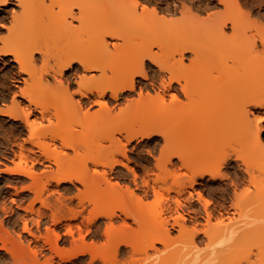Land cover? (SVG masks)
Wrapping results in <instances>:
<instances>
[{"label":"bare ground","instance_id":"bare-ground-1","mask_svg":"<svg viewBox=\"0 0 264 264\" xmlns=\"http://www.w3.org/2000/svg\"><path fill=\"white\" fill-rule=\"evenodd\" d=\"M33 1L36 0H0V11H3L4 13L5 11L8 12V10L6 9L11 4H15L20 7V9H22L20 11H22L23 14L30 9ZM163 1L165 2H154V0H59V10H53L46 13V17L49 20L50 24L53 25L55 31L60 34L86 32L89 37L88 41L93 49V53H91V55L87 57L73 55L71 57H68L67 59L62 58L57 66L52 68L49 72V74L51 73L52 75L49 76L54 79L53 81L56 82V86L60 88L61 92L67 96L63 97L62 101L59 104L60 106L55 109L56 112L53 114L58 116L63 111L68 110L71 117L69 119L70 123L75 124L88 122L90 124L79 135L66 134L65 132L59 131L55 132L54 130L45 132L51 134V139H60L62 141L60 144L62 145V148H65V150L58 149L59 147L56 145L55 148H52L51 145H48V143L46 145L43 144L44 146L42 145V143H40L42 146L40 147V149L37 148V150L31 145V147L27 145L29 142L34 143L33 139L36 137V135H38L39 132L43 131L42 129L44 127V124L42 121L48 119L51 122V119L53 117L50 109L44 107L37 99L33 97L31 93H29L28 90L30 88L29 86H34L33 83L35 84V82H37L38 85L45 84L44 80L46 79V76H44L43 74L39 75L36 71H33L32 68L26 66V64L23 63V58L26 54V52L23 51L24 49H26V47H31L30 49L28 48L29 52L27 53L28 55L26 57H28L29 60L31 59L32 61H34L36 53L44 52L42 45L39 41L30 40V37L22 38V36L26 35L20 36L21 38L17 37V39L13 37L14 40L8 37L4 38V36L0 37V42L4 43V46L1 45L3 47L0 46V59H3L5 57L9 58V56H12V58H10V61L18 62L20 63L18 65L21 66L18 67L19 69L17 68L18 70L16 72L13 69L14 71H12L11 74L13 82L16 83V87L17 83L20 82H24L25 84H27L26 87H20V83V85L17 87L19 88L18 91L15 90L12 93L13 96L11 99V104L3 106L4 104L0 101V116H7L12 120L20 121L22 123L21 125L28 130L30 137L29 139L28 137H24L22 141H18L19 139L13 141L8 138L9 142L6 141L7 143H5L4 145H0V157L2 158V160H0V164L7 167H5V170H3L4 174H1L0 171V186L3 185L2 187H0V194H3L7 189H14L13 192H15V194L19 196L20 199L29 200L31 199L30 193H34V197L31 199V201L29 200V202L27 200L29 204L26 208H24L26 206H24L23 204L24 201L20 204H23L24 206L22 210H25L31 215L35 213V215L37 214L36 216H38L36 217V219L32 216V222L33 220H35L37 224L35 225L37 226L38 231H40L39 233L37 232L38 234L35 232L34 228H30L27 219L29 217V214L27 213V220L24 216V221L26 222H24L23 224L24 231L32 236L34 240L38 241L41 240L42 236H44L42 235L43 232L41 233V225L44 222V214H42L39 210L37 212L36 205L37 202H44V196L46 193H49L50 195V193L55 194L56 192H59L58 189L55 190L56 186L58 188L66 183H75V181L82 184V186H88L89 183L92 182L100 186L113 184L114 186H117L118 188L123 189L128 193H136V189H140L141 185L139 186L137 184V178L139 176L138 172L129 163L132 161V158L129 155L131 151L129 149V144H132L133 141H137L139 143L145 139H153L157 135L167 137V135L170 133V130L175 132L178 131L180 123L176 118L174 125L170 129L162 130L156 127L155 119L143 118L142 116L140 119V124H142L140 129L128 130L125 133H123L121 130L112 131L109 129L107 119L108 115L113 109V106H111V104H114L116 102L117 105L119 104L120 106V101L126 100V108H131L132 103H134L135 101L136 104L153 103L157 106L158 109L168 108L170 106L185 107L190 101L189 83H183L182 75L176 73L182 68H187L185 62L187 58L186 55L188 53H191L190 55L193 56L191 58V63L198 64L199 61L204 62V59L210 57L209 54L211 53H208L209 51L206 50L208 46L215 45L216 47V45L219 44L221 45L219 46V48H224L225 46H228L231 43H235L237 41L242 45V48L239 51L235 52V49H238V47L241 46H236L235 48V45L232 44L231 46L234 45L233 48H235L234 52L231 51L230 55H228L229 53H226V55L223 54L227 56V58L224 61L221 60L222 66L219 68L220 71L219 75L217 76V80L222 81V83L223 81L240 82L242 83V86H232L221 91V93H219L217 96V105L213 109L212 116L203 121L199 125L198 130L201 133L210 131L213 127L212 125L214 119L222 121H233L237 119V121L230 127L221 128V132L218 135H221V137L225 139L229 134L230 129H245L246 134L238 138L235 141V144L241 147L242 152L254 148L257 151V158L256 161L252 163L248 159L241 157V155H238V160L232 157L233 160H236V164L232 166L235 167V170L233 169V174H229L227 172H224L223 170L224 167L231 166L230 159H228L229 157L224 158V160L216 166H207L202 168L198 166L193 167L194 165L192 166L187 162L189 156L193 153L192 149L194 150L201 149L207 146H213L215 141H204L203 139H199L192 149L190 147L188 148L187 146L182 147L180 143H175L173 144V147L168 148L167 150L165 149L166 151L164 152L167 160L175 167L174 189L176 191L175 193H177L178 195V199L176 201L179 205H181V201L179 198L184 193V190L187 189V187L193 188L195 190L196 186L202 183L200 182V179H205L208 177V181L215 182L220 179L223 181L229 178L231 185H233L232 187L235 188L237 186H240L241 184L244 185V183H248L247 188L239 195L236 194V190L234 188V194L237 200L236 202L230 204V206H226L221 203H219L218 207L213 206V200L208 198L206 194L201 190L198 192L196 191L197 197H195V194L193 192H190V196L187 200L189 201L188 206L191 213V220L196 224H203L200 221V218H202L204 219L206 226H213L212 230L206 229L204 231V234L210 237L211 243L206 249L200 250L196 254L190 255L189 258L180 260L177 264H264V244L262 245L260 252L258 254H255L256 259L253 260L252 258H255V256L253 257V250L248 240L244 239L240 242H235L238 235L240 236L241 233L243 234L244 232L249 231V229L254 224H264V210L261 213L255 215L251 211V203L245 204V200L249 197V186L252 184L255 185V187L261 189V194H259V196L257 197V202L264 203V114L255 115L253 118H251L250 116L252 114L251 111H253L251 109L252 107H264V101L255 100L252 98L254 93L256 92L255 89L264 84V36L261 37V48H259L257 41L247 34L245 27L239 24L238 14H244L248 11L241 3V0H217V2H215V0H210L205 3L202 0L204 5L202 6L201 4V6H198V3V7L195 8L194 6L193 10L196 9L195 11H197V13L198 11L199 13H201L211 8L210 11L212 13H209V18L213 23V27H211L212 31H206V34H203V36H205L203 42L198 45H194L195 42L193 43L187 40L189 37L185 38V41L181 39V42H176L177 45H175L178 46L176 49L178 51V58L177 55L176 58L174 57L175 60L173 63V67H159L160 73L164 74H159V77L162 76L161 80L159 78L160 82H156L158 85L155 84V82L151 83V85H148L144 80L149 79L151 74L149 72L150 68L148 69L147 66L146 58L151 59V64L153 65H159V63L151 53H149V56H131L132 51L138 45V41L136 40V38L138 36L142 37V35H145L148 37H158L160 39L171 31H176L175 33L178 34L177 29L179 28H164L163 26H161V24L163 23V21L167 20L170 15L172 16L176 12H183L184 16L192 12V7H188L189 5L186 4V2L188 3L191 0H186L185 3L180 2V5H182V7L179 9L174 7V3L176 4V2H168V0ZM162 4L166 6L163 7ZM218 5L224 6L225 10H227L225 12H228L229 10L234 8L236 10V12L234 13H238L237 16L233 14L224 20L215 18L214 16H218L214 14V12L217 10L215 9L212 11V9H214V7H217ZM14 9L16 8H13L12 12L9 10V12L12 13V22L17 25L18 29V26H23V23L26 25V22L24 21L25 18L22 15L21 16L23 18L20 16L21 12L19 13ZM208 12L209 11H207V13ZM223 14L225 13L223 12ZM196 15L197 14L195 13V15L193 16L195 17ZM7 18L8 16L6 14L4 16H1L0 12V29H5L8 27L7 24L11 19H9L8 23H6L7 21L5 22V20H7ZM45 20L46 19H44L43 17H39L37 20L30 19V22H27L28 25L30 24V26L27 25L28 31L29 29L31 31L29 34L34 33L35 35L40 34L41 36L44 34V32L46 33V31L50 32L54 30L49 27L44 28L41 26L42 22ZM229 24L230 28L233 31L230 34L229 32H227ZM15 25L13 28L16 32L19 29L16 30ZM186 25L184 24L181 29L183 27L184 29H188L185 28L187 27ZM21 26L19 28H21ZM9 27L7 28L8 30L12 29V27ZM86 33L83 34L86 35ZM187 33L189 34L188 31ZM120 39H122L123 42H120ZM219 48L217 47L216 52H219ZM207 49H210V47H208ZM176 50H174V54L177 52ZM227 50L221 52L225 53L227 52ZM118 51L122 52V56L118 57L115 60L112 71L114 79L119 80V82L91 83L90 81L95 78L100 71H105L107 59ZM216 55L218 56V54ZM212 56L210 57L212 58V63H210L215 64L219 57L215 58L214 56ZM213 59H215V61ZM205 62L209 61L205 60ZM76 63H78L76 71L74 70L75 72L72 71L70 72V74L68 73L69 75L67 76V72L69 70H72V68L74 69ZM166 72L171 74L169 78L167 77L168 79H166ZM24 74H27L28 77H24ZM138 78H141L142 80H138ZM47 80L46 82H48ZM48 84L51 85L50 81ZM75 86L78 87L75 88ZM135 94L138 95L137 99ZM75 95H78L79 98H77V96L75 98ZM183 96L187 99L186 101L185 99H183ZM115 104L114 107H116ZM124 109L125 108L123 106H120V111H123ZM38 112L41 113L42 121H39L38 117H35L37 116ZM23 127L21 128L23 129ZM119 133L121 135H124V138L126 139L125 142H123L121 136H117ZM8 136L6 135V137ZM69 136L70 138L74 139V141L76 140V138H79V142H82L84 144V146L88 150L87 158L89 159L91 164L94 165V168L91 169L92 166H90V164H85L80 174L70 172L71 164L65 162L63 157L69 154L68 151L66 152V150H68L66 148L74 149L76 144L74 145L75 142H73V140L70 139ZM4 137H2V139ZM1 143L4 142H0V144ZM109 143L112 144L109 145ZM111 145L116 146L115 151L110 149ZM133 148L135 147L133 146ZM116 151H118L117 154L123 157V159L118 158L117 156L119 155L112 156ZM147 154L149 157L154 156V152L150 148L147 149ZM240 159L242 161H239ZM10 162H12L14 166H10ZM37 164L41 166L43 165V169L39 167L42 170L41 172L36 170V168H38ZM117 166L124 167L128 170V172L133 173V176L135 177V179L133 178V181L134 185L136 184V188H134L132 184H122L121 181H119L120 178L119 180H116V178L114 181L112 180V176H110V172L107 169L110 168V170L112 171L116 169ZM182 168L187 169V173L181 174L179 170ZM27 178H30V180H32V183H30V185H17L21 181L24 182V180ZM185 179L186 181L184 182L183 180ZM142 184L144 185V187L148 186L149 180L147 181L144 179V182ZM54 185L55 189L52 188V186ZM220 187L221 186L219 185V188ZM222 189L223 188H221V190ZM231 189L232 188H229V190ZM81 191L82 190H80V192ZM220 192L223 197H225V195L228 193L226 189ZM59 194L60 195H58V197H63V194ZM56 199L58 200L59 198ZM81 199H83V197L80 198V202ZM104 199V194L100 193L98 197L90 200L92 208L90 209L89 216L86 220V223H88L89 226L93 225L95 221L100 217H109L110 219H112L113 217L119 215H117V213L114 211L115 209L113 210L110 207L106 208L104 206ZM194 199L197 200L198 204H202V210L204 211L203 215L201 214L203 211H201L200 209V204L198 205V207L200 206L199 209L194 208V204H196L194 203L196 202L194 201ZM222 200H225V198ZM83 202L85 201L82 200L81 203ZM17 205H19V203H16V206ZM81 206L83 207L80 210L71 209V207L68 206L69 213L67 215H63L59 208L55 209V211L51 214V221L54 225L53 228H48L46 226L48 228V232L50 233V235H48V237L50 238L46 237L48 241H45V239L42 238L43 241L50 244L48 248L49 251L60 255L61 259H63L65 262H73L75 257H78L80 254L85 253L86 250H89L87 249V242H83V244H79V246L78 244H76L77 246L75 245V249H71L67 252L65 251V253L63 251L61 252V248L59 245L60 238L62 236L58 231V225H60L64 220H67L68 227L66 233L73 235L74 230L71 221L78 219L80 216L84 215L86 205L84 203ZM4 207V205L3 208L1 207L2 211L4 210L6 212H9V208L7 209L6 207ZM19 207L20 206H18V208ZM14 210L15 209L11 208L12 213ZM4 211L2 212V216H5L4 214L6 212L4 213ZM17 213L18 215L20 214L19 212ZM125 213L127 216H129V212L125 211ZM135 216L137 215L135 214ZM5 219L0 220V254H3V257L5 258V264H30L27 260L28 254L29 257H31V264H53V255H49L46 257V255H43V251L40 252V249L35 248V250L31 248V244H25V241H23L25 240V232L23 233V235L18 232L17 238L13 236L14 229L12 230L11 228H15L16 226L17 220L15 221V218H11L14 221L10 219L11 221L8 224L10 225L9 228L11 230L7 228V219ZM180 219L183 221L186 220L184 216L177 217L173 225L180 224ZM169 224L170 222L166 219H163L161 221L163 229V235L161 237H164L161 241H166L169 239ZM127 225L128 224L126 222L125 226ZM113 226L114 224L110 222L108 229H111ZM31 227L33 226L31 225ZM80 230H82L81 227ZM88 230L90 231V228ZM21 232L23 231L21 230ZM16 233L17 232H15V234ZM40 233L41 235H39ZM201 233L202 231L200 229L194 227L191 232L193 245H198L196 239H201ZM28 240L26 239V241ZM122 242H124V245L126 244L123 240L120 241V244ZM149 245L151 247L155 246L154 242H151ZM118 248H120V246ZM41 250H43V248ZM41 253L44 257H46L44 262H42V260L44 259H42V257L40 258ZM45 254L48 253L45 252ZM93 257L94 258L93 260H91L90 264H94L95 262L96 257Z\"/></svg>","mask_w":264,"mask_h":264},{"label":"rangeland","instance_id":"rangeland-1","mask_svg":"<svg viewBox=\"0 0 264 264\" xmlns=\"http://www.w3.org/2000/svg\"><path fill=\"white\" fill-rule=\"evenodd\" d=\"M171 1L176 2L178 6L174 3L175 5L174 7L179 9L182 7V5H180V2L185 3L186 0L184 1L183 0H179V1L178 0H168V2H171ZM203 1L205 3L210 0H203ZM154 2L163 3L165 1L154 0ZM189 2L188 3L186 2V4L189 5V6L187 5L188 7L190 6L192 7L193 14L191 12L188 15L186 14V16H184L183 12L181 13L179 11L178 13L176 12L172 16L170 15V17L167 18V20L163 21V23L161 24V26H163L164 28H171V29L179 28L180 31L182 32H180L179 29H177L178 34L175 33L176 31H171L172 33L169 32L167 35H165L164 37L160 39L158 37H148L145 35H142V37L138 36L136 38V40L138 41V45L132 51L131 56H141V57L149 56V53H151L152 56H154L157 62L159 63V65H153L151 64L152 63L151 59L146 58L147 66H148V69L150 68L149 72L151 74L149 79L144 80L146 84L151 85V83L155 82V84H157L156 82H160L162 76L161 77L159 76L164 75V74L160 73L159 67L161 66L165 68L173 67V63L176 58V55L178 58V51L176 50L178 46L176 45L178 42L182 41L181 39L185 41L186 40L185 38L189 37L187 40L193 43L195 42L194 45H198L202 43L204 40L205 36H203V34L205 35L206 31L208 32V30L212 31L211 27H213V23L211 19L209 18V13H212L210 11L211 8L207 10L209 11L208 13L207 11H203L201 13H199L198 11L197 13V11H195L196 9L193 10V7L195 6V8H197L198 6H201V4L203 6L204 4L202 0L201 1L191 0ZM215 2H217V0H215ZM164 4H162L163 7L166 6V5L164 6ZM58 5H59V0H36V1H33L30 9L24 12L23 14H22V11H20L22 9H20V7H18L15 4H11L6 9L8 10V12L5 11L4 13L3 11H0L1 16H4L5 14L8 16L7 20H5V22L7 21L6 23H8L9 19H11L9 21L10 24L8 23L7 26L9 27L10 25V27H12V29H9V30L7 29L8 27L5 29H2L1 31L2 33L0 32V37L4 36V38L8 37L10 39L11 38L13 39L14 37L15 39H17V37L26 35V36H22V38L30 37V40L39 41L43 47L44 52L36 53L34 57L35 59L34 61H32L31 59L29 60L28 57H26L28 55L27 53L29 52L28 50L31 47L29 48L28 46L26 47V49H24V51L22 50L23 52H26L25 57L23 58V63H25L26 66L32 68L33 71H36L39 75L43 74L44 76H46V79L44 80L45 84L38 85L37 82H35V84L33 83L34 86L32 87L29 86L30 87L28 89L29 93H31L33 97L37 99L44 107L49 108L53 115L51 122L48 119H45L42 121L41 113L39 112L37 116H35V117H38L39 121L43 122L44 124V127L42 129L43 131L39 132L38 135H36V137L33 139L34 143L29 142L27 145L28 146L31 145L32 147H35L36 150L37 148L40 149V147L43 144L46 145L47 143L48 145H51L52 148L53 147L55 148V145H56L59 147L58 149L65 150V148H62V145L60 144L62 142L60 139L56 138L55 139L56 142H55L54 139H51L52 138L50 136L51 134L45 133V132L54 130L55 132L59 131V132H65L66 134L79 135L85 128H87L90 125L88 122L75 123V124L70 123L69 119L71 117L69 115L70 112L68 110L63 111V112L61 111L62 113H60V115L58 116L53 114L56 112L55 109L60 106L59 105L60 102L62 101L63 97H65L66 95L63 94L61 92V89L56 86L55 84L56 82L53 81L54 79L51 77L52 76L51 73L49 74L50 70L56 67L62 58L67 59L68 57H71L73 55L87 57L91 55V53H93L92 52L93 49L88 41L89 37L86 32H79V33L77 32L74 34H60L55 31L54 26L51 25L49 20L47 19L46 13L53 11V10L58 11L59 10ZM217 7H214L212 11L215 9L217 10L214 12V14L218 16L217 17L214 16V17L219 20H224L233 14L237 16L238 14V13L237 14L234 13L236 12L234 8L229 10L228 12H225L227 10H225L224 6L218 5ZM257 7H259V4H257ZM13 8H16L14 10H17V12L19 13L21 12L20 16L22 15L25 19H27V20L24 19V21L26 22V25L24 23H23V26L20 25L22 29L19 28L20 26H18V29H19L18 30L17 25H15L12 22L11 12ZM9 10L11 12H9ZM246 10H248L247 13L238 14L239 24L245 27L247 34L253 39H255L257 41L259 48H261L260 40H261V37L264 36V15H261L258 12L254 14L253 9L246 8ZM223 12L225 14H223ZM195 13L197 15L194 17L193 15H195ZM39 17H43L44 19H46L45 21L42 22L41 24L42 27L44 28L49 27L54 30L50 32L46 31V33L44 32V34L41 36L40 34L35 35L33 33L34 34L33 36V34H29L31 32L30 29L28 31V26H30V24L28 25L27 22H30V19L37 20ZM13 24L16 26L15 28L18 31L16 32L14 31L15 29L13 28L14 27ZM184 24L187 26L185 28H188V29H184V27L181 29V27L184 26ZM187 31L189 32V34L187 33ZM227 32H229V34L233 32L232 29L230 28V24H229V27L227 28ZM83 33H86V35ZM35 36H36V39H35ZM120 42H123V40L120 39ZM236 42L231 43L230 45L225 46L224 48L223 47L219 48V46H221L219 44H217L216 47L215 45L208 46L210 47V49H207L208 47L206 48V50L209 51L208 53H211L209 54L210 57L212 55L215 58L222 57L220 59L218 58L215 64H211L212 58L210 57H207V59H204V62L199 61L198 64L191 63L192 62L191 58L193 56L190 55L191 53H188L186 55L187 58L185 62H186L187 68H182L176 73V74L182 75L183 83H186V82L189 83L190 101L185 107L170 106L168 108L158 109L157 106L154 105L153 103H149V104L137 103L136 104V101H135L134 103H132L131 108H126L127 101L121 100L120 106H123L125 109L123 111H120L119 104L117 105V103L115 102L116 104L115 103L114 104L116 107H114V104H111V106H113V109L111 113L108 115L107 119H108L109 129L112 131L121 130L123 133H125L128 130H136V129L138 130L141 128V125H142L140 124L141 123L140 119L142 116L143 118L155 119L156 127L162 130L170 129L174 125L176 118L179 120V123H180V127L178 131L175 132V131L170 130V133L168 132L169 134L167 135V137L157 135L153 139H145L139 143L137 141H133L132 144L131 143L129 144V149L131 150L130 152L133 151L134 153H136V156L141 158V159H136L129 154L132 158V161L129 163L132 167H133V164H135V169L139 175L137 178V184L139 186L141 185L140 189H136L137 190L136 193L134 194L128 193L125 190L120 189L117 186H114L113 184L100 186V185L90 182L88 186H82V184L75 181V183H66L58 188L56 186V189H55V185L52 186V188H54L55 190L58 189L59 192L55 193L57 195L51 194V193L49 195V193L48 194L46 193L47 195L45 194L44 196V202H37V205H36L37 212L39 210L42 214H44L43 215L44 222L41 225V230H42L41 233L43 232L42 235L44 236H42V238L45 239V241H48L46 237L50 238L48 237L50 233L48 232L47 229L49 227L53 228L54 226L53 222L51 221V214L55 211V209L59 208L61 212L63 213V215L64 214L67 215L69 213L68 212L69 207H71V209L80 210L83 207L81 205L85 203L86 208L84 210V215L80 216L78 219L71 221L73 224L72 227L74 230V234L70 235L66 233L67 227H68L67 220H64L60 225H58L59 226L58 231L61 233V236H62L59 242L61 252L63 251L65 253V251L67 252V251H70L71 249H75L76 244H78L79 246V244L81 245L83 244V242L88 243L87 244V249H89L88 251L86 250L85 253L80 254L78 257H75L73 262H70V261L65 262L63 259H61L60 255L49 251L48 248L50 244L48 242L43 241L42 238L41 240L36 241L33 239L32 236H30L28 233L24 231L23 224L24 222H26L24 220L26 219L27 214L29 213H27L25 210H22V208L25 205L26 206L24 208L28 206L29 204L28 201L29 200L31 201V199L34 197V193L32 194L30 193L31 199L29 200L20 199V197L17 196L15 192H13L14 189H7L3 194H0V198H1L0 199V203H1L0 204L1 205L0 206V212H1L0 220L6 218L7 220L6 219L5 220L7 221V224H6L7 226L9 222L15 218V221L17 220L16 226L15 228L12 227L11 229L12 230L14 229V234L15 232L17 233L15 235L13 234V236L17 238L18 232L21 235H23V233L25 232L24 233L25 240H23L25 241V244L27 243L31 244L32 249H35V248L40 249V252L43 251L44 252L43 255H46V257L49 255L50 256L53 255V258H54L53 264H76L77 261H79L80 264H90L91 260H93L94 258L93 256L96 257L94 264H177L180 260L184 258H189L190 255L196 254L198 251L206 249L210 245L211 241H210V237L204 234V231L206 229L212 230L213 226L212 227L206 226L205 221L202 218H200V221L203 224H199V223L196 224L195 222L191 220V216H190L191 213H190V209L188 206L189 201L187 200L188 197L190 196V192H193L195 194V197H197V192L201 190L203 193L206 194L208 198L213 200V203H214L213 206L218 207L219 203L224 204L226 206H230V204L236 202L237 200L234 194L235 190H236V194L238 195L241 194L247 188L248 183H244V185L241 184L240 186H237L235 188V187H232L233 185H231L229 178L223 181L220 179L215 182L208 181V177L205 179H200V182L202 183L198 184L195 190L190 187H187V189L184 190V193L179 198L181 201V205H179L178 202L176 201L178 199V195L177 193H175L176 191L174 189L175 188V183H174L175 167L167 160L164 151H166L168 148L173 147V144L175 143H178V144L180 143L182 147L187 146L188 148L190 147L192 149L193 146L196 144L197 140L203 139L204 141H215V143L213 146H207L201 149H194V150L192 149L193 153L189 156L187 162L190 163V165L192 166L194 165L193 167L198 166L202 168V167H207V166H216L221 161H223L224 158L229 157L228 159H230L231 166L224 167L223 170L224 172L233 174L235 167H232V166L236 164V160H238L237 159L238 155H241V157L248 159L252 163L256 161L257 151L254 148L248 149L242 152L241 147L235 144V141L238 138L246 134L245 129H239V130L230 129L229 134L226 136L225 139H223L221 135H218L221 132V128L230 127L233 123L237 121V119L233 121H222V120L214 119L213 125H212L213 127L210 131L201 133L198 130L199 125L203 121H205L206 119L212 116L213 109L217 105L218 94L221 93V91H223L224 89H227L229 87L242 86V83L240 82H235V81L224 82L223 81L222 83V81L217 80V76L219 75V71H220L219 68L222 66L221 60L224 61L227 58V56H225L226 53H229L228 55H230L231 54L230 52L231 51L234 52V49L236 48V46H241V47H238V49L236 48L235 52L239 51L242 48V45L239 42L237 43ZM232 44L235 45V48H233L234 45L231 46ZM1 45L4 46V43L0 42V46ZM217 47L220 49V50L218 49L220 54L219 52H216ZM211 48L212 49L214 48V49L212 50ZM174 50L177 51L175 54H174ZM226 50L227 52L225 53L221 52V51H226ZM212 51H215L216 53ZM216 54H218V56ZM120 56H122V52L118 51L115 54H113L111 57H109L106 61L105 71L103 72L100 71L96 75V77L93 78L90 82L91 83L119 82V80H116L113 77L112 67L114 65L115 60ZM10 58H12V56H9L8 62L10 61ZM205 60L206 61L208 60L209 62H205ZM213 60L215 61V59ZM9 63L13 65V69L15 70V72L19 69L18 67H21L20 65H18L20 64L18 62L10 61ZM77 66H78V63L75 64L74 69L72 68V70H69L67 72V76L70 74V72L72 71L75 72ZM26 75L27 74H24L23 76L28 77V75L27 76ZM170 75L171 74L166 72V79H168ZM151 79L152 81L153 80L154 81L152 82ZM46 80L48 82H46ZM138 80H142V79L138 78ZM49 81L51 85L48 84ZM12 82L13 80L12 78H10V84ZM20 83L21 85H24V86H21ZM20 83H17V87L19 85L20 87L27 86V84H25L24 82H20ZM15 87H16V83L13 82L9 86L8 96L4 98H0V101L4 104L3 106L11 104V99L13 96L12 93L15 90L18 91L19 89ZM76 87L78 86H75V88ZM255 91L256 92L254 93L252 98L255 100L264 101V84L257 87ZM76 96L77 98H79L78 95H75V98ZM137 96L138 95H136V99L138 98ZM131 99H132V96H131ZM183 99H185V101L187 100L184 96H183ZM251 109L253 110L251 111L252 112V114L250 115L251 118H253L255 115H258V114H264V107H259V108L252 107ZM0 120L3 121L2 123H0V134H2V136H0V142H4V143H1L0 145H4L5 143L9 142L8 138L13 141H16V139H19L18 141H22L24 137L26 138L28 137V139L30 138L28 130L21 125L22 123L20 121L12 120L11 118L7 116H0ZM21 127H23V129ZM4 134H6L7 136L9 135V136L6 137V135ZM10 135H12L13 137ZM117 136L118 137L121 136V139L123 140V142L126 141V139L124 138V135H121L119 133ZM2 137L4 138L2 139ZM78 139L79 138H76L75 141L74 139H72L73 142H75L74 145L76 144L75 148L74 149L66 148L68 149L66 150V152L68 151L69 154L63 157L65 162L71 164L70 172H73L76 174L78 173L80 174L82 172L85 164L87 165L90 164V166H92L91 169L94 168L93 167L94 165L91 164V162L87 158L88 157L87 148L84 146L82 142H79ZM40 143H42V145ZM34 144L38 145L39 147ZM110 144L112 143H109V145ZM141 145H143V147H141ZM133 146L135 148H133ZM149 148L152 149L154 152L153 157L152 156L149 157L147 154V149ZM110 149L115 151L116 146L111 145ZM117 153L118 151H116L115 154L112 153L114 154L112 156L119 155ZM117 157L123 159V157H121L120 155ZM232 157L236 160H233ZM0 160H2V158ZM239 161H242V160L240 159ZM12 165L14 166V164L10 162V166ZM37 166L38 168L40 167L43 169V165L41 166L37 164ZM5 167H6L5 165L0 164L1 174H4L3 170L7 168ZM38 168H36V170L41 172L42 170L40 168L38 170ZM107 170H109L110 176H112L113 181L115 180V178L116 180H119L120 178L119 181H121L122 184H132L134 188H136V184L134 185V181H133L135 177L133 176V173L128 172L126 168L117 166L116 169L112 171L110 170V168ZM187 171L188 170L185 168H182L179 170L181 174H185L187 173ZM144 179L147 181L149 180L148 186L144 187V185L142 184L144 182ZM186 179L183 181L185 182ZM25 180H24L25 183L21 181L17 185L21 186L22 184V186L23 185L28 186L30 185V183H32L31 182L32 180H30V178L29 179L27 178ZM219 185L221 186L220 188H219ZM2 186L3 185H1L0 187ZM68 186H71L72 188ZM77 187L79 188V190ZM217 187L219 188L220 191L226 189V191L229 194L227 193L225 197H223V195L220 194L221 192L218 190ZM221 188L223 189L221 190ZM229 188H232V189L229 190ZM80 190H82L81 191L82 194ZM144 192H146L147 194ZM59 193H61V195L63 194L62 195L63 197H58V195H60ZM100 193H103L105 196L104 206L106 208L110 207L113 210L115 209L114 211L117 213V215L118 214L119 215L113 217L112 219H110L109 217H100L95 221L93 225L89 226L88 223H86L87 222L86 220H87V217L89 216L90 209L92 208V204L90 200L95 197H98ZM259 194H261V189L255 187V185L253 184L249 186V197L245 200V204L251 203V207L250 206L248 207L251 208L252 213L255 215L261 213L264 210V203L257 202V197L259 196ZM14 196H15V199H14ZM81 197H83V199H81V202L82 200L85 202L83 203L80 202ZM56 198H59V199L61 198V199L60 200L58 199L59 200L58 201ZM224 198L225 200H222ZM18 199L21 200L22 202L19 201ZM194 201H196L194 203L197 204V205L194 204V208L199 209V207L201 206L200 209L201 211H203L202 204L199 203L200 206L198 207L199 204L197 200L194 199ZM79 202L81 203V205ZM16 203L17 204L19 203V205L16 206ZM20 203H23L24 206L23 204H20ZM3 205L7 209L9 208L8 209L9 212H6L3 210L4 213L6 212L4 214L5 216H2L3 215L2 214ZM18 206H20L21 208L19 207L20 208L19 209ZM11 208L15 209L13 213L11 211ZM123 210L129 212V216H127L125 211ZM17 212H19L20 214L18 215ZM135 214L137 216H135ZM201 214L203 215L204 211ZM20 215L21 216L23 215L22 216L23 220L21 219ZM36 215L35 213H33L32 215L29 214L28 215L29 217L27 219H28L30 228H34L35 232L39 233L40 231H38L37 229V226H36L37 224L35 220H33V222L35 223L32 222V216L35 217L36 219V217H38ZM24 216H25V219H24ZM180 216H184L186 220L183 221L180 219V224L173 225V223H175V219ZM163 219H166L170 222L169 239L166 241H161L164 238V237H161L163 235V229L161 225V221ZM110 222H112L114 226L111 229H108ZM126 222L128 224L127 226H125ZM31 225L33 227H31ZM79 226L81 227L82 230H80ZM9 227L10 225H8L7 228ZM194 227H197L198 229L202 231L200 235L201 239L199 238L200 241L199 239H196L197 244H198L196 246L193 245L192 238H191V232L194 229ZM89 228H90V231L88 230ZM21 230L23 232H21ZM41 233L39 235H41ZM23 239H24V236H23ZM26 239L27 240L29 239L28 240L29 242L26 241ZM32 239L34 240V242ZM244 239H247L248 242L250 243V246L252 247V250H253V254H254L253 257H254L255 254H258L260 252L262 245L264 244V224H254L249 229V231L244 232L243 234L241 233L240 236L238 235L235 242H240ZM122 240L125 241L127 245L126 244L124 245L123 244L124 242L120 244V241ZM92 241L94 242L95 245L93 244ZM151 242H154V245H155L154 247H151L149 245ZM88 245L90 246V248ZM119 246L120 248H118ZM42 248L43 250H41ZM45 252L48 254H45ZM43 255L41 253L40 258L42 257V259H44V260L41 259L42 262H44L46 259V257H44ZM84 257H88V259L87 260L82 259ZM30 258L31 257H29V254H28L27 260L31 264ZM252 259L253 260L256 259V256L255 258H252Z\"/></svg>","mask_w":264,"mask_h":264},{"label":"snow or ice","instance_id":"snow-or-ice-1","mask_svg":"<svg viewBox=\"0 0 264 264\" xmlns=\"http://www.w3.org/2000/svg\"><path fill=\"white\" fill-rule=\"evenodd\" d=\"M241 3L245 8L253 9L254 14L258 12L261 15H264V0H241ZM257 4H259V7H257ZM0 31H2V29H0ZM8 60L9 58L7 57L0 59V98L7 97L9 94L10 78L13 71V65L8 63ZM2 122L3 121L0 120V123ZM0 136H2V134H0ZM141 147H143V145H141ZM129 154L136 159H141L140 157L136 156V153L134 152H130ZM133 167L135 168V164H133ZM82 259L87 260L88 257H84ZM0 264H5V258L3 257V254H0ZM76 264H80V262L77 261Z\"/></svg>","mask_w":264,"mask_h":264}]
</instances>
